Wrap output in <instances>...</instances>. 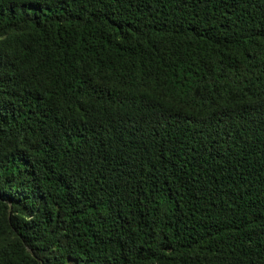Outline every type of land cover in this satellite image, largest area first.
Wrapping results in <instances>:
<instances>
[{"label": "trees", "instance_id": "obj_1", "mask_svg": "<svg viewBox=\"0 0 264 264\" xmlns=\"http://www.w3.org/2000/svg\"><path fill=\"white\" fill-rule=\"evenodd\" d=\"M264 264V0H0V264Z\"/></svg>", "mask_w": 264, "mask_h": 264}, {"label": "rangeland", "instance_id": "obj_2", "mask_svg": "<svg viewBox=\"0 0 264 264\" xmlns=\"http://www.w3.org/2000/svg\"><path fill=\"white\" fill-rule=\"evenodd\" d=\"M69 262H70L69 264H73V262H72V260H71V259L69 260Z\"/></svg>", "mask_w": 264, "mask_h": 264}]
</instances>
